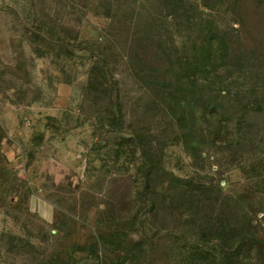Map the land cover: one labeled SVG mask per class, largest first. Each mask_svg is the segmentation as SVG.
Masks as SVG:
<instances>
[{
	"label": "rangeland",
	"instance_id": "obj_1",
	"mask_svg": "<svg viewBox=\"0 0 264 264\" xmlns=\"http://www.w3.org/2000/svg\"><path fill=\"white\" fill-rule=\"evenodd\" d=\"M0 264H264V0H0Z\"/></svg>",
	"mask_w": 264,
	"mask_h": 264
},
{
	"label": "trees",
	"instance_id": "obj_2",
	"mask_svg": "<svg viewBox=\"0 0 264 264\" xmlns=\"http://www.w3.org/2000/svg\"><path fill=\"white\" fill-rule=\"evenodd\" d=\"M172 102V106H166L165 113L168 115L169 118L173 119L177 124L181 125V121L186 120V122H189L190 125V118L193 119L194 116L190 115V112H185V110L189 109L187 104H189L188 101H185L184 99H174ZM182 102V104H180ZM179 109V110H177ZM187 117V118H184ZM194 124V121H191V125ZM186 138V137H185ZM202 207V205H199ZM244 236L241 234L239 236V239L243 238Z\"/></svg>",
	"mask_w": 264,
	"mask_h": 264
}]
</instances>
